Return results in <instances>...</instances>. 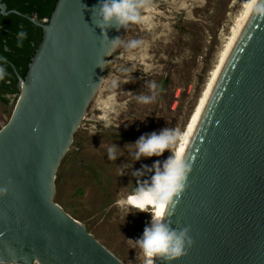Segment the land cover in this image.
Returning a JSON list of instances; mask_svg holds the SVG:
<instances>
[{"label":"water","instance_id":"95a60500","mask_svg":"<svg viewBox=\"0 0 264 264\" xmlns=\"http://www.w3.org/2000/svg\"><path fill=\"white\" fill-rule=\"evenodd\" d=\"M98 3L57 2L0 128L4 264H124L55 201L61 162L116 50L110 40L126 32L112 27L103 36L93 23ZM185 157L189 186L166 222L190 226L194 244L170 264H264V15L254 6Z\"/></svg>","mask_w":264,"mask_h":264},{"label":"rangeland","instance_id":"374dc122","mask_svg":"<svg viewBox=\"0 0 264 264\" xmlns=\"http://www.w3.org/2000/svg\"><path fill=\"white\" fill-rule=\"evenodd\" d=\"M248 1L186 0L189 8L179 9L180 0H153L151 31L133 24L121 38L122 42L142 39L150 45L145 62L153 65L152 70L145 74L138 60L129 61L127 53L121 55L122 47L109 60L104 83L59 167L55 201L124 264H142L133 240L143 234L151 214L137 211L127 215L128 210L117 202L133 192L138 180L153 174L145 170L142 176H133L135 170L151 167L170 155L166 150L161 156L135 161L131 143L166 127L186 137L211 74L234 34L235 20L243 15ZM133 67L137 69L131 73ZM114 78L133 82L122 83L115 90L125 108L105 128L97 119L96 101L109 94L107 88ZM149 81L158 85L156 99L138 103L135 96L151 94ZM19 94L8 104L0 103V128L10 119ZM182 144L177 141L173 151H179ZM115 145L117 159L109 160L107 150Z\"/></svg>","mask_w":264,"mask_h":264},{"label":"clouds","instance_id":"9594fccd","mask_svg":"<svg viewBox=\"0 0 264 264\" xmlns=\"http://www.w3.org/2000/svg\"><path fill=\"white\" fill-rule=\"evenodd\" d=\"M254 10L264 15V2L250 0ZM186 0H180L179 9H188ZM178 9V10H179ZM154 10L153 0H99L93 8V23L101 29L103 36H107V30L114 27L117 31L121 27L128 29L130 25H141L151 31L153 28L152 15ZM27 33H18L17 46H22ZM109 39V38H108ZM114 49L123 48L127 53L129 61L138 60L143 64V72L147 74L153 68L152 64L146 63L148 59L147 49L149 44L142 39H131L122 42L121 37L110 40ZM137 68L133 67L131 73ZM6 72L0 68V80H3ZM132 76V75H131ZM104 77L99 84L103 83ZM133 82L131 79H112L108 85L109 94L96 101L100 112L98 120L103 123L105 128L113 125V118L119 111L125 108L124 103L117 100L116 89L122 83ZM98 84V85H99ZM150 95L140 94L135 96L138 103L149 104L155 101L158 85L154 81L147 82ZM177 141L183 143L186 137L179 131L163 128L158 133L141 135L134 143L133 152L135 161L141 158L161 156L167 150L170 155L163 161H155L151 167L143 165L140 170H135L133 176H142L145 170L153 174L147 180H138L137 186L126 199L119 200L117 203L122 209L129 212H148L151 214V221L144 227L143 234L133 240L140 249L142 264H156L159 259L163 264H170L171 261L187 255L188 250L194 244L190 235V226L173 228L166 218L174 212L176 205L180 202L179 198L189 186L188 177L192 171V162L184 155L183 150L173 151ZM117 145L108 148L109 160L117 159ZM7 191L0 188V194ZM135 209V211H132ZM171 209V211H170ZM0 264L4 261L0 259Z\"/></svg>","mask_w":264,"mask_h":264},{"label":"flooded vegetation","instance_id":"af4514ba","mask_svg":"<svg viewBox=\"0 0 264 264\" xmlns=\"http://www.w3.org/2000/svg\"><path fill=\"white\" fill-rule=\"evenodd\" d=\"M59 0H0V103L8 104L20 93V77L25 78L43 40L42 25L49 23ZM27 33L17 46L18 33Z\"/></svg>","mask_w":264,"mask_h":264},{"label":"bare ground","instance_id":"6f19581e","mask_svg":"<svg viewBox=\"0 0 264 264\" xmlns=\"http://www.w3.org/2000/svg\"><path fill=\"white\" fill-rule=\"evenodd\" d=\"M252 6L253 5L251 4V2H249L248 6L246 7V9H245V11L243 13V15L241 17H238L235 20L234 34H232L233 36H232L227 48L223 52L222 56H220L221 58H219L220 62L218 64V66L214 70L213 74H211L212 77H211V79H210V81L208 83V86H207V89L205 91V94H204V96H203V98L201 100V103H200V105L198 107V110H197V112H196V114H195V116H194V118L192 120V123L190 124V127L188 129V133L186 135V141L183 142V144H182V146L180 148V150L181 149L183 150L184 155L186 154V151H187L188 146H189V144L191 142L193 134H194V132H195V130L197 128V125H198V123L200 121V118H201V116H202V114H203V112H204V110L206 108V105H207V103H208V101H209V99H210V97L212 95V92H213V90H214V88H215V86H216V84L218 82V79H219V77H220V75H221V73H222V71L224 69V66H225V64H226V62H227V60H228V58L230 56V53H231V51H232V49H233V47H234V45L236 43V40H237L241 30H242V27H243V25H244V23H245V21H246V19L248 17V14H249Z\"/></svg>","mask_w":264,"mask_h":264},{"label":"built area","instance_id":"2783aa9c","mask_svg":"<svg viewBox=\"0 0 264 264\" xmlns=\"http://www.w3.org/2000/svg\"><path fill=\"white\" fill-rule=\"evenodd\" d=\"M9 264H22V263H9ZM33 264H41L40 262H38V261H34V263Z\"/></svg>","mask_w":264,"mask_h":264},{"label":"trees","instance_id":"16d2710c","mask_svg":"<svg viewBox=\"0 0 264 264\" xmlns=\"http://www.w3.org/2000/svg\"><path fill=\"white\" fill-rule=\"evenodd\" d=\"M56 183L58 184V183H59V181H58V180H56Z\"/></svg>","mask_w":264,"mask_h":264}]
</instances>
